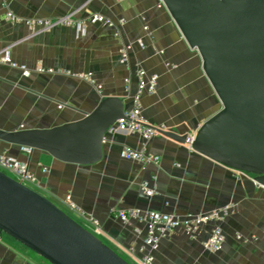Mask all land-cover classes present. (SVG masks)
Segmentation results:
<instances>
[{
  "label": "crops",
  "instance_id": "0c3cea01",
  "mask_svg": "<svg viewBox=\"0 0 264 264\" xmlns=\"http://www.w3.org/2000/svg\"><path fill=\"white\" fill-rule=\"evenodd\" d=\"M8 12L22 20L70 15L76 21L98 13L114 25L87 22L84 32L65 24L32 29L24 21L9 19ZM120 19L125 22L120 24ZM125 46L130 48L121 63L120 49ZM6 48L17 64L31 70L41 65L91 72L95 82L61 73L26 75L18 67L0 63V128L6 131L52 128L79 120L108 96L130 102L138 67L158 75L155 92L141 100L142 113L153 126L193 136L221 108L198 53L187 45L161 0H0V52ZM140 144L137 135L106 133L101 159L87 165L2 141L0 151L26 163L37 178L35 190L74 214L70 215L88 230L100 231L99 237L131 264H140L139 252H130L128 246L142 241L146 227L135 220L123 224L111 208L185 215L232 205L233 212L219 223L225 236L221 250L204 247L213 223L203 224L195 238L177 228L161 240L153 264H264L262 186L194 151L190 144L160 133L147 143V151L160 157L158 165H142L122 156L125 146ZM142 182L155 184L152 196L144 194ZM68 195L84 209V217L70 209ZM0 264L50 263L0 232Z\"/></svg>",
  "mask_w": 264,
  "mask_h": 264
},
{
  "label": "water",
  "instance_id": "95a60500",
  "mask_svg": "<svg viewBox=\"0 0 264 264\" xmlns=\"http://www.w3.org/2000/svg\"><path fill=\"white\" fill-rule=\"evenodd\" d=\"M221 108L193 136L160 134L264 187V0H161ZM130 102L108 96L83 118L52 128L6 131L0 141L38 149L67 163L102 157L107 129ZM0 232L50 264H131L52 200L0 170Z\"/></svg>",
  "mask_w": 264,
  "mask_h": 264
},
{
  "label": "built area",
  "instance_id": "2783aa9c",
  "mask_svg": "<svg viewBox=\"0 0 264 264\" xmlns=\"http://www.w3.org/2000/svg\"><path fill=\"white\" fill-rule=\"evenodd\" d=\"M6 15L11 20L24 21L25 24H27L32 29H45L54 25L65 24L75 26V28H77L80 32H84L87 22H102L109 26L114 25L110 19L105 18L98 13L92 14L88 20L81 21L73 20L70 15L56 19L35 18L27 20L17 18L11 12H8ZM124 22L125 21L123 19L119 20L120 24H123ZM115 34H119L118 29L115 30ZM137 43L141 47L144 46L142 40H138ZM129 48L130 46H125L120 49L121 63H124L127 60V51ZM0 63L8 64L12 67H18L26 75H30L31 71L49 74L61 73L88 81L92 84L95 83L91 72H70L64 69L46 68L41 65H37L33 70H31L24 64H17L11 58V52L7 48L0 52ZM136 78V90L131 96V106L124 111L122 117L117 119L112 125L108 127L107 133L121 131L139 136L141 139L140 147L133 148L130 146H125L121 152L122 156L125 159L136 161L142 165H158L160 163V157L147 151V143L149 140L157 136L161 130H164V125H151L142 113L141 104L142 96L144 94H152L155 92L158 75L153 72H148L142 67H138L136 70ZM126 87L128 89V85ZM98 88L100 87L98 86ZM0 170L22 184L34 189V185L37 181L35 174L29 170L26 163L10 156L6 150L0 151ZM236 172L238 175L251 176L253 178L252 174H248L243 171ZM141 189L145 195L152 196L155 193L156 188L154 183L148 184L147 182H142ZM66 200L71 210L77 213L78 216L84 217L85 211L82 207L75 204L69 195L66 197ZM110 211L115 216H117V218H119L123 224H129L132 220L144 223L146 227L145 236L142 238V241L139 244H136L135 241L131 242L128 246V250L130 252H139L140 264H153V252L158 249L161 240L168 237L177 228L183 229L191 238H195L203 224L213 223L214 225L210 230L209 236L204 242V247L206 250L211 252H218L221 250L225 236L219 223L233 212V206L224 205L209 212L199 214L188 213L185 215L176 213H162L155 210L140 208H111ZM90 221L95 227L99 226L96 219L90 218ZM90 231L99 237L100 231Z\"/></svg>",
  "mask_w": 264,
  "mask_h": 264
},
{
  "label": "rangeland",
  "instance_id": "374dc122",
  "mask_svg": "<svg viewBox=\"0 0 264 264\" xmlns=\"http://www.w3.org/2000/svg\"><path fill=\"white\" fill-rule=\"evenodd\" d=\"M70 214H72V213L70 212ZM72 215H74V214H72ZM99 238H100V237H99ZM101 239H103V238H101ZM103 241H106V240L103 239ZM123 257H124V256H123ZM134 264H135V263H134Z\"/></svg>",
  "mask_w": 264,
  "mask_h": 264
}]
</instances>
